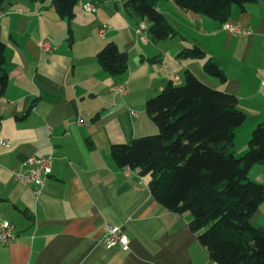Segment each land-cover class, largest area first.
<instances>
[{
  "label": "crops",
  "instance_id": "1",
  "mask_svg": "<svg viewBox=\"0 0 264 264\" xmlns=\"http://www.w3.org/2000/svg\"><path fill=\"white\" fill-rule=\"evenodd\" d=\"M85 1L94 2V13L82 9ZM124 1L77 0L70 19L57 14L52 0L1 4L8 82L0 94V141L9 146L0 145V218L13 224L14 238L0 244V264H217L190 229L191 214L161 206L149 178L136 170L125 175L111 146L156 134L145 103L168 83H182L188 70L237 97L245 120L233 149L242 155L264 122V87L257 78L264 72V1L231 6L225 23L249 29L244 36L172 0L158 1L176 34L147 44L138 40V19ZM39 40L50 43L49 52L39 49ZM107 43L127 55L122 75L105 72L96 60ZM193 47L202 58L179 56ZM206 59L223 70L224 82L204 72ZM122 80L125 93L112 92ZM49 155L52 170L39 195L13 178L11 170L24 159ZM247 176L264 184V160ZM250 223L264 228V200ZM107 225L128 237L126 250L102 245Z\"/></svg>",
  "mask_w": 264,
  "mask_h": 264
},
{
  "label": "trees",
  "instance_id": "2",
  "mask_svg": "<svg viewBox=\"0 0 264 264\" xmlns=\"http://www.w3.org/2000/svg\"><path fill=\"white\" fill-rule=\"evenodd\" d=\"M4 0H0V7ZM161 0H125L124 7L147 24L150 41L173 37L176 32L157 9ZM185 10L227 22L232 5L244 7L264 0H172ZM77 0H52L57 14L70 19ZM5 47L0 41V94L8 82ZM197 47L180 57L202 58ZM96 60L105 72L122 75L127 55L107 43ZM203 70L221 82L223 70L206 59ZM158 128L154 135L111 146L119 167H130L149 178L154 199L165 209L190 213V229L217 264H264V228L250 223L264 200V184L250 180V167L264 160V122L252 131L246 151L233 149L235 130L245 120L237 97L212 88L186 70L183 82L168 83L145 103ZM1 127V117H0Z\"/></svg>",
  "mask_w": 264,
  "mask_h": 264
},
{
  "label": "built area",
  "instance_id": "3",
  "mask_svg": "<svg viewBox=\"0 0 264 264\" xmlns=\"http://www.w3.org/2000/svg\"><path fill=\"white\" fill-rule=\"evenodd\" d=\"M82 9L89 13H94L96 11V5L92 1H85L82 3ZM0 11V15H1ZM225 30L233 33L234 35L244 36L249 35L250 31L247 28H240L239 26L225 23L223 25ZM138 40L144 44L150 42L147 34V24L140 20L136 23L134 28ZM104 28L99 29V37L103 38ZM39 49L43 52H49L51 47L47 40H39L37 42ZM259 80V85L264 87V72L257 74ZM178 79V76H175ZM127 81L122 80L110 87L112 92L122 95L126 91ZM134 114V112H132ZM0 145L9 146L7 140H1ZM53 156L45 157H28L21 161L17 166L11 170L13 178L17 181H21L33 186V193L39 195L44 188L48 177L52 170ZM125 175L133 173V169L130 167H123ZM14 226L11 222L2 220L0 218V244H5L14 238L13 233ZM100 242L105 247H115L118 246L123 250L128 248L129 239L123 234L118 226L107 225L105 227V233L103 234Z\"/></svg>",
  "mask_w": 264,
  "mask_h": 264
},
{
  "label": "rangeland",
  "instance_id": "4",
  "mask_svg": "<svg viewBox=\"0 0 264 264\" xmlns=\"http://www.w3.org/2000/svg\"><path fill=\"white\" fill-rule=\"evenodd\" d=\"M79 2H80V0H79ZM79 2H78V3H79Z\"/></svg>",
  "mask_w": 264,
  "mask_h": 264
}]
</instances>
